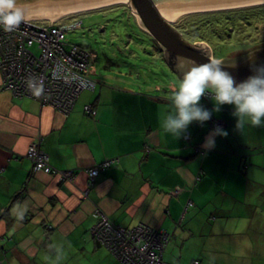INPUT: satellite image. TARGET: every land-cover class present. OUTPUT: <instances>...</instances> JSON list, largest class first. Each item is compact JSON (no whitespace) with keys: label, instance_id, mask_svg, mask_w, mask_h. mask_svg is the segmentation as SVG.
<instances>
[{"label":"crops","instance_id":"obj_1","mask_svg":"<svg viewBox=\"0 0 264 264\" xmlns=\"http://www.w3.org/2000/svg\"><path fill=\"white\" fill-rule=\"evenodd\" d=\"M154 90L97 82L64 114L0 88V264H52L70 247L64 264H121L93 238L102 214L166 229L162 264H264V127L240 139L234 108L223 105L212 117L228 135L199 152L213 126L193 122L178 140L165 133L170 96ZM37 137L70 180L33 167L25 153ZM105 160L90 182L87 169ZM17 204L28 209L21 222Z\"/></svg>","mask_w":264,"mask_h":264},{"label":"rangeland","instance_id":"obj_2","mask_svg":"<svg viewBox=\"0 0 264 264\" xmlns=\"http://www.w3.org/2000/svg\"><path fill=\"white\" fill-rule=\"evenodd\" d=\"M134 13L137 14L127 1L126 3H116L97 10L63 15L64 17L71 18L73 15H76L74 18L82 22L81 27L66 31V41L82 44L86 49L92 50L95 53V58L88 66V74L98 83L122 84L123 86L133 88L143 83L144 87L148 90L152 87L154 92H156L154 90L155 87L160 86L162 89H167L170 96L172 91L179 86L182 72L179 73L172 68L173 66L168 65L164 54L160 55L161 51L158 49L160 43L146 31L140 18L139 22L137 21ZM57 19L53 21L47 18H37L36 20L39 22L45 21L44 23L53 21L52 23L55 24ZM32 20L30 19V21ZM26 22H29V20ZM171 24L180 31L184 38V35H187V38L190 37L191 43L194 42L207 49L214 58L221 59L226 57L231 59L264 43V4L187 13ZM52 78L54 83L60 84L61 80L57 76L52 75ZM64 84H70V81L65 80ZM51 88V91L54 92L55 86H51ZM82 89L83 87L71 89L70 92L77 99L82 91L90 90ZM52 95L54 96L55 93H52ZM207 96L209 95H206L200 101L203 107L209 105L207 102L209 98ZM76 99L74 100L76 101ZM75 101L71 108L69 107V111L72 109ZM225 125H227L226 122L224 124L222 121H219L212 126L213 128L217 126L224 128ZM253 129L254 127L247 125L241 136L239 135V138L250 140L247 135H251ZM34 142L41 144V137H37L28 144L26 155H32L30 148L31 143ZM259 147L261 149L262 145ZM201 151H205V149H200L199 152ZM89 171H86L88 180L90 178V175H88ZM53 175L60 181L72 178L69 172L63 170H55ZM5 210L0 209V217L5 213ZM143 224L146 227L153 228L146 223ZM47 233L49 234V232ZM119 233L117 237L118 243L121 245L119 248L121 249L122 247V251L126 248V252L131 258L135 255L134 249L131 250L128 247L124 236L125 232L119 230ZM135 235V239H147L145 232L142 230H136ZM158 242H160L158 238L153 240L154 245L151 247L152 250L153 248L157 250L161 248ZM165 246L159 253L161 263ZM151 248L149 251L144 249V257L150 263H155L149 255L151 254ZM75 251V249L70 247L62 253H57L56 260L52 264L68 263L69 256L74 254ZM120 258L122 259V257Z\"/></svg>","mask_w":264,"mask_h":264},{"label":"built area","instance_id":"obj_3","mask_svg":"<svg viewBox=\"0 0 264 264\" xmlns=\"http://www.w3.org/2000/svg\"><path fill=\"white\" fill-rule=\"evenodd\" d=\"M44 22H39L36 19L29 22L25 21L12 32L4 31L0 27L2 78L0 88L17 96L33 98L41 105L52 106L66 114L76 99L70 92L71 89L83 87V89L93 90L95 88L96 81L88 74V66L94 54L80 44L66 41V31L80 27L81 20L60 17L55 24L52 23L53 21ZM52 75L57 76L62 82L60 81V84L54 83ZM65 80H69L70 84H64ZM29 81L36 86H43V92L39 97L34 95L33 90L29 88ZM51 86H55L54 92L51 91ZM52 93L55 95L53 96ZM219 121L222 120H213L212 125ZM222 122L225 124L224 121ZM31 144L30 153L32 152V155L26 156L31 159L35 169H42L53 174L56 169L51 167L47 153L40 148L38 142ZM109 163L110 161L106 160L91 167L92 169L89 168V181L93 182L98 170L106 167ZM119 230L125 232L124 236L128 247L131 250L134 249L135 255L131 258L127 254L126 248L124 251H122V247L119 248L121 246L117 240L120 234ZM136 230L144 231L147 239H135ZM92 233L123 264L159 263V253L169 238V232L164 229L146 227L143 223L132 228H124L113 224L103 214L92 228ZM156 238L160 240L158 243L161 248L158 250L153 248L152 250L153 240ZM150 248L151 254L149 255L155 263H150L144 257V249L149 251ZM159 264H162L161 260Z\"/></svg>","mask_w":264,"mask_h":264},{"label":"clouds","instance_id":"obj_4","mask_svg":"<svg viewBox=\"0 0 264 264\" xmlns=\"http://www.w3.org/2000/svg\"><path fill=\"white\" fill-rule=\"evenodd\" d=\"M31 7L29 0H0V27L7 32L15 31L28 18ZM75 16L73 15L72 19ZM92 53L95 57V53ZM248 59L251 61L250 68L253 74L239 83L231 72L226 70L235 69L236 61L226 64L222 59L214 57L203 64L179 61L178 68L182 72V78L179 86L169 97L170 109L161 113L159 117L163 131L178 140L187 133L193 122L203 126L204 122L209 121L213 113H218L223 105L233 106L232 115L236 117L235 130L240 134L247 125L264 127V64L257 65L254 55ZM28 86L37 97L43 92L42 85L36 86L29 81ZM208 94H211L213 101L211 110L200 104L202 98ZM227 135V131L217 126L205 138L202 147L206 151L211 150L215 147L217 136ZM40 148L42 149L41 144ZM27 210L26 205H15L13 214L17 222L23 221Z\"/></svg>","mask_w":264,"mask_h":264},{"label":"water","instance_id":"obj_5","mask_svg":"<svg viewBox=\"0 0 264 264\" xmlns=\"http://www.w3.org/2000/svg\"><path fill=\"white\" fill-rule=\"evenodd\" d=\"M101 0H29L33 9H52L59 7L73 6L83 3H95ZM129 5L138 13L146 31L157 40L164 48V56L167 62L175 60V71L181 72L178 62L187 60L195 64H203L213 59L211 53L197 45L187 41L173 24L163 21L160 17L159 7L179 4H201V3H224L235 0H127ZM255 56L257 65L264 64V44L249 50L248 52L235 58H221L226 64L236 61L235 69L228 68L235 77L237 83L252 75L250 68V56Z\"/></svg>","mask_w":264,"mask_h":264},{"label":"bare ground","instance_id":"obj_6","mask_svg":"<svg viewBox=\"0 0 264 264\" xmlns=\"http://www.w3.org/2000/svg\"><path fill=\"white\" fill-rule=\"evenodd\" d=\"M127 0H101L95 3H83L67 7H59L52 9H33L29 11L28 18H47L55 21L58 17L63 15L97 10L105 6H110L116 3H126ZM264 4V0H235L224 3H201V4H179L159 7L160 17L163 21L168 23L175 22L179 17L193 12L224 10L230 8H242L252 5ZM137 11V10H136ZM138 12V11H137ZM135 18L139 22L138 13H134Z\"/></svg>","mask_w":264,"mask_h":264},{"label":"trees","instance_id":"obj_7","mask_svg":"<svg viewBox=\"0 0 264 264\" xmlns=\"http://www.w3.org/2000/svg\"><path fill=\"white\" fill-rule=\"evenodd\" d=\"M186 38H187V35H184ZM190 38V37H189ZM189 38H187V39H189ZM186 39V40H187ZM187 41H189V40H187ZM190 42V41H189ZM80 45H82V44H80ZM83 46V45H82ZM91 52H93L92 50H90ZM95 58V57H94ZM94 58H92V61H93V59ZM94 79V78H93ZM95 80V79H94ZM96 81V80H95ZM97 82V81H96ZM95 88H96V85H95ZM94 88V89H95ZM93 89V90H94ZM86 108V107H85ZM204 108L205 109H207L208 110V107L206 106H204ZM86 111L88 112V113H90V112H92V110H91V108L88 106V108H86ZM95 113V111L93 112V114ZM213 120H219V119H216V118H214V117H211V119L208 121L209 123H210V125L212 126V121ZM222 121H225V120H222ZM226 122V121H225ZM226 124H227V122H226ZM28 158V157H27ZM30 161H31V159L30 158H28ZM106 161V160H105ZM32 162V161H31ZM102 162H104V161H102ZM101 163V162H100ZM99 164V163H98ZM110 166V163L106 166V167H104V168H101V169H99L98 170V174H99V172L100 171H102V170H104V169H106L107 167H109ZM33 167H34V165H33ZM52 167V166H51ZM35 168V167H34ZM43 172H45V173H47V174H51V175H53L51 172H49V171H44V170H42ZM97 174V175H98ZM97 177V176H96ZM96 177L94 178L95 180H96ZM98 221H99V217H98V219H97V221L95 222L96 224L98 223ZM113 224H115V223H113ZM138 224H140V223H138ZM138 224H136V225H134V226H131V227H128V226H124V227H126V228H132V227H135V226H137ZM115 225H119V224H115ZM120 226H122V225H120ZM154 228V227H153ZM159 229H163V228H159ZM164 230H166V229H164ZM167 231V230H166ZM168 232V231H167ZM95 240H96V237L94 236L93 237ZM2 247H0V251H3V249H1ZM109 250V249H108ZM109 253L111 254V256L117 261V262H119V263H121L113 254H112V252L109 250ZM2 255L0 254V257H1ZM1 259V258H0ZM121 264H123V263H121Z\"/></svg>","mask_w":264,"mask_h":264},{"label":"flooded vegetation","instance_id":"obj_8","mask_svg":"<svg viewBox=\"0 0 264 264\" xmlns=\"http://www.w3.org/2000/svg\"><path fill=\"white\" fill-rule=\"evenodd\" d=\"M185 39H187L186 37H185ZM189 41H190V39H188ZM193 42V41H192ZM158 43V42H157ZM194 43V42H193ZM159 44V43H158ZM262 44H264V43H262ZM261 44V45H262ZM258 46H260V45H257L256 47H258ZM158 49L162 52V55L164 54V48H162V46L159 44V46H158ZM168 63V65H172L171 63H173V65L172 66H174V63H175V60H172L171 59V62H167ZM174 68V67H173Z\"/></svg>","mask_w":264,"mask_h":264}]
</instances>
